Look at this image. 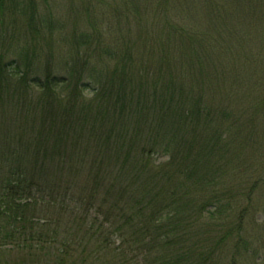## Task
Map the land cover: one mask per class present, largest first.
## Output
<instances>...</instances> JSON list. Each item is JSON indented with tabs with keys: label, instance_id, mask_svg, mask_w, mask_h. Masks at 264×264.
I'll return each instance as SVG.
<instances>
[{
	"label": "trees",
	"instance_id": "trees-1",
	"mask_svg": "<svg viewBox=\"0 0 264 264\" xmlns=\"http://www.w3.org/2000/svg\"><path fill=\"white\" fill-rule=\"evenodd\" d=\"M133 1L112 0L108 12L124 28L108 30L114 31L113 41L94 49L95 60L86 58L92 52L88 44L100 36L97 26H91L94 33L68 34L67 39L79 35L75 42L87 49L81 50L82 71L70 67L71 55L56 56L47 40L20 46L7 59L0 53V89L9 78L18 84L12 90L29 96L36 89L29 117L19 122L0 111V264L264 263L248 227L264 229V171L256 163L255 142L245 136L258 123L241 121L229 104L207 98L205 80L213 72H206L207 54L192 41L200 31L179 29L173 1L157 0L155 9L145 1L144 24L161 37L152 32L140 50L141 32L130 30ZM3 5L0 0L2 11ZM228 15L238 27L239 16ZM34 33L33 27L30 37L40 32ZM173 41L180 43L170 47ZM176 54L191 62L185 65L192 73L165 78L168 58ZM72 63L78 67L77 57ZM104 81L112 84L104 86L111 106L83 113V90L96 94ZM9 91L7 97L14 93ZM26 118L37 134L47 130L51 151L41 140L37 148L30 146L31 130L21 127L15 135ZM58 119L69 123L61 126L60 140ZM76 136L75 149L84 156L77 162L55 159L58 143ZM111 142L114 159L91 151ZM67 161L70 168L63 173ZM84 161L86 175L80 169ZM194 223L197 231L189 229Z\"/></svg>",
	"mask_w": 264,
	"mask_h": 264
},
{
	"label": "rangeland",
	"instance_id": "rangeland-1",
	"mask_svg": "<svg viewBox=\"0 0 264 264\" xmlns=\"http://www.w3.org/2000/svg\"><path fill=\"white\" fill-rule=\"evenodd\" d=\"M113 1L117 4H122L125 0ZM145 1L146 0H134L131 2L133 8L129 10L130 16L134 12V20H132L134 21V26L130 27V30L141 32L138 36L140 38L138 40V48L140 50L148 46L147 42L150 40V37H152V32L154 33L153 36H160L159 33L154 32V26H146L144 24ZM149 1L151 7L155 9L157 0ZM170 1H173L172 9H176L174 13L177 15L176 18L178 20L179 29L185 26L187 27L186 29L191 31V34L200 31L198 34L201 38L195 39L192 36V41L195 47L203 49L205 55L207 54L208 61L203 63L206 72L208 70L213 72L212 75L208 74V79L205 80L206 83L208 82L210 84L209 88H206L209 89L206 91L207 98L218 101L217 104H229L235 113V117L239 119L241 117V121L245 120V122L250 123L254 120V125H256V122L258 123L256 127L246 130L245 136L249 138L250 142H255L254 148L252 149H254L253 153L256 151V155L254 154L256 163L261 164V172L264 171V0ZM109 7H112L113 12L112 0H4V5L2 7L3 11L0 10V21L4 20V23H0V31L9 34L6 39L2 38V36L0 37V42L5 45V48H2V43H0V53H3L4 59H7L8 57L14 56L15 49L20 46L33 45L36 44L37 41L42 43L47 40L55 44L53 49H55L54 53L56 56L59 54L64 55V57L71 55L72 60H75V57H77L78 67L72 63V60L70 61V67L73 66L76 70L82 71L83 69L79 68L80 65L84 67V56L81 50H85L87 54V49L77 45L75 42L79 35L77 38L73 39H67V36L68 34L86 31L94 33V28H91V26H97L101 31L100 36L98 38L94 37L88 44L92 52H88V58H86L87 60H95V56L98 52L94 54V49L104 44L110 45L111 40L113 41L112 37L114 31L124 28V23L112 21V14L108 12ZM228 12L233 13L235 17L239 16L237 17L238 23L236 24L238 27L235 28V26H233V18L228 15ZM198 18H200L198 23H195V20ZM38 25L39 27H37ZM33 27L35 31L34 34L40 32L37 38L35 35L29 36ZM108 30L114 31L111 33ZM46 36L48 38H45ZM174 38H179V35L176 34ZM179 43L180 42L173 41L170 47H175ZM7 49L11 50L6 52L5 50ZM43 52L45 55L46 51L43 50ZM198 52L200 53L203 51L198 50ZM179 55L180 54L172 55L168 58L171 60V63L168 65L169 72L166 69L165 78L169 75L181 78L192 73L190 67L185 65L191 62L185 60V57L180 59ZM91 56L93 59L89 58ZM201 59L203 58L201 57ZM106 65L112 68V61H110L109 65ZM8 82V84L6 83L3 86L2 90L0 89V111L7 110L4 113V117L10 114L16 119L19 118L20 122L22 116L29 117L28 113L36 109L35 106L33 107L30 104L32 103L33 96H36V94H34V90L36 89L32 88L31 90L33 91L30 90V95L28 96L29 92L10 89L18 85L16 78H9ZM103 83H105V85H101L96 94L83 90V94L79 99L80 106H83V113H86L87 109L90 107H95L107 112L112 104V99H110V90H104V86L109 87L112 84L107 81ZM30 85L31 84H29V86ZM7 91L10 93L13 91L14 93L7 97ZM254 104L257 106H253ZM257 117L258 119L256 121ZM26 119L27 123H20V126L16 128V133L14 132L16 136H18L17 133L22 127L25 131L31 130L29 132L32 137L30 146L33 144V146L37 148L36 146L39 144L37 141L39 140H41L42 146L46 144L47 141H52L47 130L41 134H37L38 130L32 129L34 123L31 121V118ZM228 119L232 120L235 118L229 116ZM57 122L58 126L56 130H59L58 140H60L62 136L60 132L62 129L61 126L66 127L69 123L62 119H58ZM133 124H136V122ZM33 130L36 133L35 136H33ZM76 138H78V136L74 138L73 142L72 139L69 138L63 142V144L58 143L60 151L56 152L55 159L68 160V158H70L72 162H77L76 160L83 157L84 155H82L80 150L75 149V147L78 148L76 145L79 143V141H76ZM84 143L85 145L87 144L88 149L91 148V145H88V139L84 140ZM110 144V147H93L91 151L95 154L110 156L111 159H114L117 156L115 154L116 150H112V142ZM46 146L48 151H51L50 146L47 144ZM44 151H46V149L41 147L38 154L42 157ZM112 151H115V153H112ZM161 160L164 161L166 159L161 158ZM83 163L84 165L80 169L83 174L86 175V162L84 161ZM64 164L65 165L61 169L63 173L70 168L68 161ZM73 167H75V165ZM78 179L80 182L84 181L80 176H78ZM131 192L133 193V191ZM204 222L207 223V218L204 219ZM197 226L198 225L194 223L189 226V229L197 231ZM248 227L254 236L252 246L257 248L264 256V251L260 248L264 241L263 237H261L264 233V229H259L261 225L255 223L248 224ZM206 228L207 226L204 230ZM257 260H259L258 263L264 264L261 259Z\"/></svg>",
	"mask_w": 264,
	"mask_h": 264
}]
</instances>
